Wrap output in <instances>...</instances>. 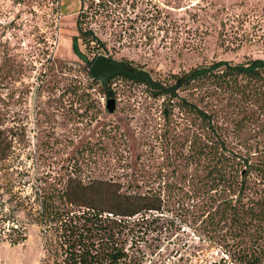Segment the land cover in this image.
<instances>
[{"label":"rangeland","instance_id":"obj_1","mask_svg":"<svg viewBox=\"0 0 264 264\" xmlns=\"http://www.w3.org/2000/svg\"><path fill=\"white\" fill-rule=\"evenodd\" d=\"M101 2L0 0V264H40V228L20 204L24 195L33 200L38 176L111 180L122 190L130 182L175 180L169 160L177 165L179 159L170 157V146L200 133L199 119L179 109L181 97L209 110L223 106L229 147L264 157V115H254L255 108L206 97L191 85L155 94L149 84L121 75L110 79L107 96L86 62L110 55L171 86L212 60H264V0ZM88 29L100 41L84 35ZM173 212L164 209L128 242V264H232L222 241ZM23 225L26 239L13 243Z\"/></svg>","mask_w":264,"mask_h":264},{"label":"trees","instance_id":"obj_2","mask_svg":"<svg viewBox=\"0 0 264 264\" xmlns=\"http://www.w3.org/2000/svg\"><path fill=\"white\" fill-rule=\"evenodd\" d=\"M82 32L100 41L93 30ZM93 59L86 60L88 67ZM177 80L180 86L198 88L206 97L239 101L245 111L249 106L255 108L254 115H264L261 58L212 60ZM103 92L113 95L111 88ZM177 105L199 119L200 133L170 146L174 151L170 157L179 159L177 165L169 160L172 176L178 171L175 180L130 182L129 190H122L123 184L111 180L84 182L79 176H69L62 182L46 175L37 177L33 200L24 195L20 204L25 217L40 228V264H128V242L146 233L164 209L173 210L178 221L198 224L196 231L209 239L222 241L232 264L264 262V157L242 155L229 147L223 106L209 110L185 97ZM164 141L168 144L170 139L164 136ZM163 169L159 167L160 176ZM17 235L13 243L26 239L25 225Z\"/></svg>","mask_w":264,"mask_h":264},{"label":"water","instance_id":"obj_3","mask_svg":"<svg viewBox=\"0 0 264 264\" xmlns=\"http://www.w3.org/2000/svg\"><path fill=\"white\" fill-rule=\"evenodd\" d=\"M73 51L76 55L82 56L79 49L78 38H73ZM89 71L93 78L100 82L104 89H109V81L117 75L130 76L140 81L147 82L152 89L163 90L166 93L174 94L181 84V80H177L174 85L167 86L158 80H154L151 73L143 68L132 65L129 61L117 59L110 55H97L91 62ZM116 107L115 98H107L106 109L108 112H114Z\"/></svg>","mask_w":264,"mask_h":264}]
</instances>
